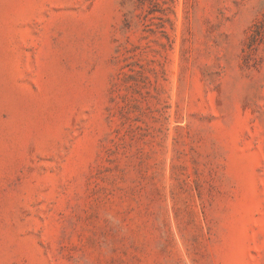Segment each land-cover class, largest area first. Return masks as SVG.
<instances>
[{"label": "rangeland", "instance_id": "rangeland-1", "mask_svg": "<svg viewBox=\"0 0 264 264\" xmlns=\"http://www.w3.org/2000/svg\"><path fill=\"white\" fill-rule=\"evenodd\" d=\"M0 264H264V0H0Z\"/></svg>", "mask_w": 264, "mask_h": 264}]
</instances>
